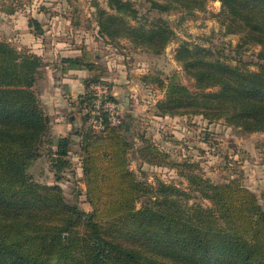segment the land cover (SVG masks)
<instances>
[{"label":"trees","instance_id":"obj_1","mask_svg":"<svg viewBox=\"0 0 264 264\" xmlns=\"http://www.w3.org/2000/svg\"><path fill=\"white\" fill-rule=\"evenodd\" d=\"M207 1L221 2L226 34L240 35L241 47L260 48L258 69L182 42L175 59L194 81V90L174 81L161 83L164 98L156 102L154 116H201L210 123L222 120L241 136L264 134V0L152 1V8L168 12L176 3L202 10ZM108 4L114 13L99 6L96 11L98 35L108 44L124 38L161 55L176 40L162 18L130 23L138 19L131 1ZM29 26L36 37L44 35L38 19H29ZM61 64L93 73L87 93L78 99L82 113L90 86L103 83L105 70L86 54ZM44 67L42 57L0 41V264H264V206L239 180L214 184L198 173L182 174L191 191L211 203L209 208L187 205L191 193L173 184L159 181L153 187L139 181L129 162L135 148L143 164H179L150 139L132 135L130 117L97 133L83 115L80 128L55 141L38 89ZM142 81L147 87L149 76ZM135 139L142 145L136 147ZM45 147L53 185L28 174ZM73 155L80 161L89 212L69 202L60 185L64 172L73 168ZM143 198L150 202L137 208Z\"/></svg>","mask_w":264,"mask_h":264},{"label":"rangeland","instance_id":"obj_2","mask_svg":"<svg viewBox=\"0 0 264 264\" xmlns=\"http://www.w3.org/2000/svg\"><path fill=\"white\" fill-rule=\"evenodd\" d=\"M129 1L138 11V19L130 20V23L140 21L150 24L153 19L162 18L175 31L176 40L161 55L136 48L124 38L111 45L98 35L97 6L114 13L108 0H0V41L8 42L20 51L31 52L30 48H18L14 39L20 38V29L11 30L10 27H19L21 23L29 25V19L36 18L44 29V35L37 38H52L57 32L55 37L73 46L94 42V54L98 53V44L111 46L104 52H109L119 65L132 68L130 74L136 77V82L149 76L147 87L136 83L133 89L136 96L129 106L136 111L132 135L150 139L170 156L175 165L179 164L164 168L143 164L138 160L135 148L129 153V162L137 179L153 187L159 181L173 184L191 193L187 205L205 208L211 207V203L191 191L188 180L182 174L198 173L214 184L239 180L257 195L264 206V134L241 136L222 120L210 123L201 116L157 118L153 112L156 102L164 98L163 91L159 89L161 83L168 85L174 81L194 90V81L175 59L176 50L182 42L209 47L233 64L236 61L248 63L247 67L251 70L258 69L255 63L260 48L251 45L241 47L240 35L226 34L221 23L224 17L220 15V1H207L202 10L178 8L175 3L168 12L153 9L152 1L168 3L175 0ZM42 72L44 75L45 69ZM42 81L38 84L39 90L43 86ZM140 145L136 142V147ZM78 148L76 145V150ZM47 152L45 147L42 156L29 167L28 174L37 183L53 185L56 181ZM71 160L73 168L64 172L60 185L69 202L77 203L89 212L91 209L84 196L85 186L80 180L79 158L73 155ZM185 162L191 167H186ZM149 202L150 198H143L136 206L141 208Z\"/></svg>","mask_w":264,"mask_h":264},{"label":"crops","instance_id":"obj_3","mask_svg":"<svg viewBox=\"0 0 264 264\" xmlns=\"http://www.w3.org/2000/svg\"><path fill=\"white\" fill-rule=\"evenodd\" d=\"M10 28L11 30L20 29V38L14 39L18 48H30L32 53L42 57L46 62L43 86L40 92L44 108L52 120V136L55 141L60 137L71 135L83 125V114L78 108V99L87 93L93 73L86 69H65L61 60L78 58L85 54L91 62L97 66H103L105 70L101 77L103 83L91 85V90L95 86H107L114 99L119 103L123 116L130 117L133 125L136 111L129 107L136 96L133 89L137 84L145 86L142 80L136 82V77L130 74L133 72L132 68L119 65L109 52H104V50H110L111 46L98 44V53L94 54L93 51L96 49L94 42L80 47L73 46L67 41L55 37L57 32L53 34L52 38L40 39L33 34L28 23L23 25L21 23L19 27L15 25ZM135 140L139 145L141 144L138 139ZM80 173H82L81 168Z\"/></svg>","mask_w":264,"mask_h":264},{"label":"built area","instance_id":"obj_4","mask_svg":"<svg viewBox=\"0 0 264 264\" xmlns=\"http://www.w3.org/2000/svg\"><path fill=\"white\" fill-rule=\"evenodd\" d=\"M87 115V126L99 133L106 125L117 127L123 124V113L107 86L99 85L92 89L90 101L83 109Z\"/></svg>","mask_w":264,"mask_h":264},{"label":"water","instance_id":"obj_5","mask_svg":"<svg viewBox=\"0 0 264 264\" xmlns=\"http://www.w3.org/2000/svg\"><path fill=\"white\" fill-rule=\"evenodd\" d=\"M129 126L127 125V128H128Z\"/></svg>","mask_w":264,"mask_h":264}]
</instances>
